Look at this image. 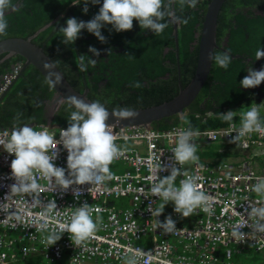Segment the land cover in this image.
<instances>
[{"label":"built area","instance_id":"obj_1","mask_svg":"<svg viewBox=\"0 0 264 264\" xmlns=\"http://www.w3.org/2000/svg\"><path fill=\"white\" fill-rule=\"evenodd\" d=\"M5 85L0 86V95ZM235 123L237 128L240 123ZM37 131L47 129L60 140L63 127L47 126L33 127ZM115 143L123 149V154L116 159L128 164L130 168L121 172H111L113 179L101 185H72L61 190L50 185L47 180L37 176L42 186L39 199L31 196H21L10 193L11 185L15 183L11 175V162L14 154L7 153L0 145V264H9V258L18 254L23 257L28 250H39L57 264L69 262L77 264L80 261L95 264H124V257L140 251L139 264H247L235 261L234 253H240L247 246L254 251H264V234L252 233L250 227H244L243 232L249 233L245 241L237 243L232 238L233 226L244 222L251 223L247 216L250 205L260 206L264 199L257 196L251 189L258 179H264V163L258 167L251 165L255 158L262 154L251 149L238 164L228 163L207 164L193 162L182 167L174 160L172 149L176 146L178 134L185 127L174 124L169 128L157 130L142 125L113 127ZM11 128L0 126V140L7 141ZM199 136L194 138L197 145L205 141L221 140L230 142L236 132L230 133V126L194 130ZM229 134V135H228ZM238 145L240 149L249 150L254 146L264 149V135L250 133ZM246 145V146H245ZM58 157L55 166L65 169L68 176V152L63 144L57 145ZM253 150V151H252ZM264 153V151H263ZM160 165L168 170L160 172V178L170 175L171 167L180 168L201 177L200 185L206 195L211 197L213 214L208 215L197 210L194 227L191 222H184L182 215L174 211L171 203L170 212L164 216H152L148 210L158 208L163 203L159 197L152 196L150 187L158 182L153 169ZM177 177L176 185L183 179ZM82 192L79 200L73 194V189ZM109 198H125L127 204L116 207L109 203ZM55 200L57 209L49 216L42 218L46 203ZM87 202L92 207V217H100L98 231L94 237L82 246H75L70 233L64 232L61 239L48 246L44 237L48 234L39 230L38 225L46 222L49 231L59 229L61 224L69 220L76 207ZM99 208L97 213L95 209ZM247 210V211H246ZM20 219H17V217ZM171 216L175 221L177 231L169 234L156 228L157 220L164 222ZM191 217V216H190ZM18 231V238L12 236ZM147 237V241L143 237ZM230 244L236 245L231 247Z\"/></svg>","mask_w":264,"mask_h":264},{"label":"clouds","instance_id":"obj_2","mask_svg":"<svg viewBox=\"0 0 264 264\" xmlns=\"http://www.w3.org/2000/svg\"><path fill=\"white\" fill-rule=\"evenodd\" d=\"M89 2L96 5L100 3V0H83L84 13L89 10ZM79 3H81V0H76L73 4ZM175 3H179L181 8L187 6L194 9L199 0H167L168 7ZM18 9L19 7L13 0H0V37L8 35L6 13L17 11ZM170 16V12L166 10L165 0H103L98 14L93 19L87 22L78 21L74 17L67 19V26L60 28V32L63 33L62 43L65 45L73 44L79 38L81 30L84 29L93 34L101 43H107V38L101 33V29L105 25H112L116 32L129 31L133 28L134 19L139 22L142 29L151 30L155 36L163 35L164 30L172 20L184 24L188 23L189 18L174 17L166 20V17ZM88 51L96 57L100 56V51L95 47L90 46ZM108 51L110 52V50ZM129 56L134 58L132 55ZM209 58L224 70L228 69L232 61V56L227 51L223 53L212 52ZM261 58H264V50L259 48L255 53V59L259 60ZM97 62L96 59L80 55L77 63L78 69L80 72H86L90 66L95 67ZM48 66L49 64L44 65L45 68H48ZM247 71L248 75L240 81L243 88H255L264 82V67L258 71L249 67ZM49 82L55 87L56 84L61 82V76L56 75L55 80H50ZM129 86L141 88L142 84L136 81ZM67 100L69 101V106L75 110L70 113L68 118L69 126L63 127L67 129L61 130L59 141L47 129L37 131L29 124L13 127L7 141L0 140V145L3 146L4 150L9 154L15 155V159L11 162V175L15 183L11 185L10 193L31 196L34 200H38L42 186L37 180V176L47 180L50 185H55L65 191L74 184L101 185L113 179L110 165L123 154V149L115 143L116 137L113 134L112 125L106 123L110 112L99 101L86 102L85 99H80L76 96H70ZM263 113L256 106L247 105L246 112L240 114L239 121H234L236 112L231 110L226 113H219V117L229 124L231 130L229 134L232 132L237 133L230 142L238 147L236 144H239L250 133L256 132L264 135ZM111 114L113 116L119 115L122 119L135 118L138 115L137 112L127 108L120 109L118 112L113 110ZM177 115L183 123L189 125L186 130L179 132L176 146L172 149L174 160L181 167L198 161L207 164L228 163L234 165L239 163V159H228L236 154L235 147L228 146L229 142L221 140L222 148L220 146L218 150H226L228 153L226 157L215 163L208 159L199 160V156L196 153L207 145L205 143L213 141H205L199 144L197 148L194 138L199 136V132L194 131L196 129H192L190 121L187 119V113L181 111ZM233 122L240 123V126L237 128ZM60 143L63 144L64 149L68 152V176L65 175L64 168L57 167L54 164L58 157L57 145ZM238 149L246 151L247 154L251 152V148L243 150L238 147ZM257 157H262L264 160V153L259 154ZM166 170L168 169L160 165L153 169V174L157 177L158 182L152 184L150 192L152 196L159 197V200L163 203L155 209L149 206L148 210L152 216L159 217L165 207L171 208L170 202L175 205L174 211L181 214L182 218L193 217L190 221L191 228L194 227L197 210L208 215L213 214L211 197L202 190L199 183L201 180L199 175H192L186 171L182 173L180 168L173 166L170 169V175L160 178L158 174ZM180 175H183L184 178L179 181V186H177L176 180ZM251 190L264 199V179H258ZM73 194L79 200L82 192L77 188L73 189ZM114 205L122 207L125 204ZM56 209L55 200H49L41 213V217L44 218L51 215ZM95 211L99 213L100 209L97 208ZM92 212V207L87 202H84L81 206L76 207L75 211L70 214L68 222L61 224L59 229L52 228L49 231V225L46 222L40 223L38 225L39 230L48 233L44 237V242L48 246H52L61 239L64 232H68L74 245L82 246L86 241L93 238L98 231L100 217L97 215L96 220H94ZM247 216L251 223L244 222L233 226L232 238L237 243L243 242L246 237H249V233L242 231L244 227H250L252 233L264 234V204L260 206L250 205V211H247ZM17 219H20V217L18 216ZM156 228H160L164 233L169 234L177 231L175 221L171 216L166 217L164 222L157 220ZM248 248L251 247H246L241 252ZM141 255L140 251L133 252L124 257V264H139ZM235 255H239V253ZM235 255L233 254L232 258Z\"/></svg>","mask_w":264,"mask_h":264},{"label":"trees","instance_id":"obj_3","mask_svg":"<svg viewBox=\"0 0 264 264\" xmlns=\"http://www.w3.org/2000/svg\"><path fill=\"white\" fill-rule=\"evenodd\" d=\"M15 0H13L14 2ZM17 11L6 13L8 22L7 33L15 34L21 33L23 29L29 27V31L35 27L43 24L58 13L61 17V11L64 9H71L73 13L77 10V4H73L76 0H20ZM232 2L234 6L241 7L235 14V26L229 22L230 36L227 44V49L240 55L232 58V61L227 70L218 67L214 61L210 67L208 76L203 83L200 91L192 102L187 106V119L190 121L192 129L203 130L206 128L222 127L228 123L224 122L219 117V113H226L231 110L236 112L234 121L240 120V114L246 112L247 104L253 99L249 98L250 91H242L240 81L245 77L242 70L245 64V57L241 54H246L255 60V53L257 49L264 50V3L262 0H224L220 7L217 16L216 33L219 34L221 21L224 17V8L229 7ZM206 2H204L205 5ZM99 4H103L100 0ZM166 10L170 12V7L167 6L165 0ZM254 6L262 11V14L254 12L250 7ZM80 9V8H79ZM193 14L192 19L185 25L179 22L178 28V47L179 60L178 67H180L179 80L182 86H185L191 79L196 66L197 49L192 50L194 59L188 62V56L191 52L188 50L189 42L194 39V31L189 24L200 20L201 26L202 16L198 12L186 6V11ZM184 11V12H186ZM193 11V12H191ZM99 9L96 10L98 14ZM177 13V10L175 11ZM183 12V13H184ZM76 17L74 13L73 17ZM60 17L55 23L46 26L44 33L49 32L50 36L47 41V47L51 53L44 48V51L53 58L55 64L68 76L71 74L72 65L77 63V49L75 44L65 45L62 43L63 33L60 32L61 24ZM168 17H166L167 20ZM67 20V19H65ZM66 27V26H65ZM188 29V36L186 33ZM102 35L107 38V43H101L95 36L89 42L85 41L86 45L81 39V55L89 56L91 52L89 47H95L100 51V56L93 55L98 62L95 67H89L86 77H91L93 81L106 78L107 81L104 86L98 90L97 97L102 94L109 95L105 97L106 101H110L116 108H137L149 106L167 100L175 95L179 90L177 86L178 70L175 65L173 46L175 39L172 33V22H169L168 27L164 30L163 35L155 36L151 30L142 29L137 20H133V28L129 31L116 32L112 25H105L101 29ZM186 35L187 37H184ZM169 46V48H166ZM121 49V50H120ZM110 50V52L108 51ZM190 52V53H189ZM220 48H215L213 53H223ZM128 54V55H127ZM55 55V56H54ZM132 55L134 58H131ZM196 57V58H195ZM171 65V67L166 66ZM252 65H259L260 69L264 67L263 60H257ZM91 72L89 74L88 72ZM166 71H169V76L164 77ZM163 76V77H162ZM20 79V78H19ZM22 80V78H21ZM139 81L142 84L141 88L130 87L129 85ZM22 86L25 85L23 81ZM89 96H92L94 84L88 82ZM17 83H14L10 90L4 94L0 100V126L13 128L22 126L28 122H35L32 127L47 126L51 127V123L46 124L42 122V106L43 99L51 96V92L43 93L37 90L36 84L33 82L26 86V92L22 91L18 94ZM242 92V93H241ZM11 98V99H10ZM10 99V100H9ZM102 99V98H101ZM95 101V100H94ZM104 106L107 105L103 100ZM123 106V107H120ZM226 107H223L225 106ZM107 107V106H105ZM75 109L70 107L67 103H62L59 108V114L53 120L60 122L62 127L69 126V116ZM264 117V113H263ZM179 124L188 128V124L183 123L178 115L168 116L153 122L152 127L157 130H163L171 125ZM14 126V127H16ZM205 143L203 155L204 159L211 160L213 163L223 159L228 155L226 150H218L221 146L217 144ZM222 148V146H221ZM202 155V154H201ZM121 198H109L110 204H126L127 199L117 200ZM193 217L184 219V222H189ZM19 233L16 237L18 238ZM143 240L146 242L147 237ZM246 252V251H245ZM244 252L239 253L241 257ZM9 264H57L54 259L45 258L39 250H28L27 254L20 257L16 254L13 258H9ZM67 264H74L69 262V257L64 256ZM248 260V259H245ZM252 261V260H248ZM247 263V262H244ZM77 264H84L80 261ZM85 264H94L87 262ZM250 264V263H247Z\"/></svg>","mask_w":264,"mask_h":264},{"label":"flooded vegetation","instance_id":"obj_4","mask_svg":"<svg viewBox=\"0 0 264 264\" xmlns=\"http://www.w3.org/2000/svg\"><path fill=\"white\" fill-rule=\"evenodd\" d=\"M209 1L210 0H199V3L197 4V6L194 9L193 8H190V9L194 10L195 12L200 13L199 15L204 18V14L206 12L207 5H208ZM204 2H206L205 5H204ZM223 2H224V0L222 1V4H223ZM14 3H16L17 7H18V5L21 3V1L15 0ZM101 6H102L101 4L93 5L89 2V4H88L89 10L87 13H84V11H83L84 3H83V0H81V3L77 4V7H76L77 10L74 12L76 14V17L74 16V18H76L78 21L87 22V21L93 19V17L96 15V10L99 9ZM240 8L241 7L234 6L233 3L230 2L229 7L223 9L224 10V17H223V20L221 21V26H219V27H221L219 30V34L217 35V33L215 32V41H216L217 46L214 47V49L220 48L224 52L227 51L230 53L232 58H235L236 56L238 57L240 54L235 53V52L227 49V44H228V40H229V36H230L229 22L232 23L233 26H235V21H236L235 14L240 10ZM250 8L253 9L254 12H256L258 14H262V11L260 9L254 7V6H251ZM170 10H171V16L168 17L167 20L174 18V17H180V18H189L188 19V22H189L193 17V14L191 15L189 10L186 11V6L181 8L179 3L173 4L170 7ZM176 10H177V13L175 12ZM219 10H220V8H219ZM184 11H186V12H184ZM9 12H11V11H9ZM191 12H193V11H191ZM74 13L69 8L64 9L63 11H61V17L58 16V13H57L54 16V18H52L51 20H49L43 24H40L39 26L35 27L34 29H32L30 31H29V27H26L25 30L23 29V31H21V33L10 34L7 36H18V37L28 38L33 43L42 47L43 51L45 48L46 50H48L51 53V50H49V47H47V45H46L48 38L50 36V33L49 32L44 33L43 31L45 30L46 26H49L50 24L55 23V21L58 19V17H60L59 21L61 22L63 27L67 26L66 25L67 20H65V19L73 18ZM203 18L201 20V25H202ZM199 24H200L199 19L197 21H195L194 23L189 24V26H191L193 29H195V31H194L195 37L192 41L189 42V45H188V47L190 48L188 50L191 52V55H189L187 58L188 62L190 60L192 62L194 59V54H192V50H194L196 48L197 52H198V40H199V35H200V30H201V26L199 27ZM175 25L177 28V32H176V35H177L178 28H179V22L172 20V33H173L174 39H176L175 32H174V26ZM182 25H184V23H182ZM216 26H217V24H216ZM186 33L188 36L189 32H188L187 28H186ZM7 36H5V37H7ZM183 36L187 37L186 35H183ZM178 37H179V35H177V41L175 40V45L173 46V50H174V59H176L175 65H176L177 70H178L177 86L182 87V84H180V80H179L180 67H178V60H179ZM1 38H3V37H0V39ZM91 38H94V35L89 33L86 29H84V30H81L79 38L74 42L75 47L77 49V54H76L77 63H78V57L81 55V39H82L83 43L85 41H87V43H91V41L89 42V40ZM84 44L86 45V43H84ZM166 48H169V46H166ZM51 54L53 55V53H51ZM241 55H242V57H245V61H246L244 64V68L242 70L244 76L248 75L247 69L249 67H251L257 71L260 70L259 65H252L255 62H257V60L256 61L251 60V57L244 54V53ZM88 57L91 59H95V58H93V55L91 53L89 54ZM196 57H197V54H196ZM52 60H53V58H52ZM259 60L264 61V58H261ZM196 61H197V59H196ZM77 63L74 66L72 65L71 74H73L74 76H71V77L68 76V78H67L68 81L70 82V84L78 91H85L87 97L91 101L103 100L107 104L105 106H107L106 108H108V109H112V110L123 109V108H116V106L112 105V103L110 101H106L105 97H109V95H106L105 93L102 94L98 98L97 97L98 90H100L104 86L107 79L101 78L97 81H93L91 79V77H86L87 71L86 72H80L79 71ZM166 66L171 67V65H169V64H166ZM88 73L91 74L90 71ZM65 76L67 77L66 73H65ZM168 76H169V71H166L164 74V77H168ZM21 78H22V80H21ZM23 81L25 82V85L22 86L21 84ZM33 82L36 84L37 90L39 92L43 91L44 94L51 92L50 97H48V98L45 97L43 99V106L41 109V111H42V115H41L42 116V122H44L46 124L51 123V127L61 126L60 122H55L53 120L56 118L57 114H59L58 112H59V108L62 105V102L59 103L56 106V108L51 110V113L49 116H46L44 114L45 103L51 102V98L54 97V90L52 89L50 84L36 70V68H34L32 65L27 63L26 58L23 55H21L19 53L9 52V51L0 52V86L5 85L2 97L4 96V94L6 92H8L10 90V88L12 87V85H14V83H17V86H18L17 90L18 91L16 92V94H18L22 91L26 92V86L29 88V85H31V83H33ZM88 82H90V84H94L92 96H89V94H88V92L90 91L89 87H88ZM242 89H243L242 91H248L249 90L250 96L248 95V97L253 99V101L249 102L247 105H254V106L258 107L259 111L264 112V82H262L259 86L255 87V88L245 89L242 87ZM101 104H103V102H101ZM120 107H123V106L120 105ZM223 107H226V105ZM129 109H132V108H129ZM57 117H59V116H57ZM34 123L35 122L32 121V122H28L26 124H34ZM11 126L14 127V126H16V124L11 125ZM169 212H170V208L165 207L162 214L164 216H166L169 214Z\"/></svg>","mask_w":264,"mask_h":264},{"label":"water","instance_id":"obj_5","mask_svg":"<svg viewBox=\"0 0 264 264\" xmlns=\"http://www.w3.org/2000/svg\"><path fill=\"white\" fill-rule=\"evenodd\" d=\"M222 1L223 0H210L207 5L198 40L196 66L189 82L185 86L179 87L177 93L167 100L149 106L132 108L131 110L138 113L135 118L122 119L119 115L113 116L111 114L113 110L107 108L110 115L106 123L112 125V127H124L131 125L151 127L153 122L157 120L168 116H175L181 111H187V106L200 91L212 64L209 57L213 52L214 47L217 46L215 41V32L218 11ZM262 1L264 3V0ZM174 32L176 37L175 40L177 41L176 25L174 26ZM2 51H9L23 55L26 58L27 63L36 68V70L50 84L54 90V97L51 98V102L45 103L44 105V114L46 116H49L51 110L56 108L59 103L62 102L69 104L67 98L70 96H76L80 99H85L86 102H91V100L87 97L86 92L76 90L52 58L45 51H43L42 47L33 43L30 39L18 36L3 37L0 39V52ZM45 64H49L48 68L44 67ZM56 75L61 76V82L53 87L49 81H54ZM2 95L3 92L0 95V100ZM118 111L119 110H117V112ZM29 125L33 126V124Z\"/></svg>","mask_w":264,"mask_h":264},{"label":"crops","instance_id":"obj_6","mask_svg":"<svg viewBox=\"0 0 264 264\" xmlns=\"http://www.w3.org/2000/svg\"><path fill=\"white\" fill-rule=\"evenodd\" d=\"M229 143L230 144L228 146H234L235 147V149H236L235 153L236 154H234L233 156H230L228 159L238 160L237 158H239L242 155V153L247 154L246 151H242V153H241V151L238 149V147H236L234 145V143H231V142H229ZM204 148H201V150ZM251 149H256L260 153H263V151H264V149H262L260 146H254ZM239 154H241V155H239ZM260 163H264L263 158L262 157H256L254 162L251 163V165H253L254 167H258L260 165ZM119 200H122V199H119ZM244 253L245 254L242 257L252 260L251 262L250 261H243L241 255H235L233 257V259L235 261H243V262H247L250 264H263L264 263V251L256 252V251L252 250L251 248H248V249L244 250ZM85 263L86 262H84V264Z\"/></svg>","mask_w":264,"mask_h":264},{"label":"rangeland","instance_id":"obj_7","mask_svg":"<svg viewBox=\"0 0 264 264\" xmlns=\"http://www.w3.org/2000/svg\"><path fill=\"white\" fill-rule=\"evenodd\" d=\"M11 99V98H10ZM9 99V100H10ZM211 144H217V145H220V140H217V141H213ZM241 153H242V150H241ZM198 156H199V160H203L204 158H203V155L205 154V152H204V149H202L200 152H198V153H196ZM202 154V155H201ZM239 155H241V154H239ZM244 157V154L242 153V155L239 157V158H237V159H239V160H241L242 158ZM128 168H130V166L128 165V164H125V163H123L122 161H117V160H115L113 163H112V165H110V171L111 172H121V171H123V170H125V169H128ZM17 232L18 231H13L12 233H11V235L12 236H16L17 235ZM230 246L231 247H236V245H234V244H230ZM247 247H249V246H247ZM235 254H237V253H234V255ZM245 259H248V258H244V257H242V260L243 261H248V260H250V259H248V260H245ZM264 264V263H263Z\"/></svg>","mask_w":264,"mask_h":264},{"label":"bare ground","instance_id":"obj_8","mask_svg":"<svg viewBox=\"0 0 264 264\" xmlns=\"http://www.w3.org/2000/svg\"><path fill=\"white\" fill-rule=\"evenodd\" d=\"M113 128V127H112Z\"/></svg>","mask_w":264,"mask_h":264}]
</instances>
